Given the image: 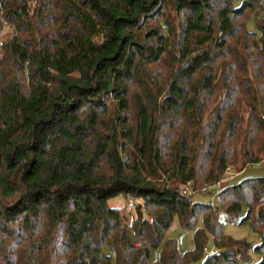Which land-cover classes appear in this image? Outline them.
<instances>
[{"label":"trees","instance_id":"trees-1","mask_svg":"<svg viewBox=\"0 0 264 264\" xmlns=\"http://www.w3.org/2000/svg\"><path fill=\"white\" fill-rule=\"evenodd\" d=\"M258 1L0 0V264H178L175 217L201 264H264Z\"/></svg>","mask_w":264,"mask_h":264},{"label":"rangeland","instance_id":"rangeland-1","mask_svg":"<svg viewBox=\"0 0 264 264\" xmlns=\"http://www.w3.org/2000/svg\"><path fill=\"white\" fill-rule=\"evenodd\" d=\"M264 15V0H259L255 6L252 13L249 15L247 22H246V28L249 31L256 32L257 31V21L258 18ZM4 28V27H3ZM6 28H4L5 30ZM231 171V172H230ZM260 172L259 174H261ZM236 172L235 170H228V173L226 175L232 176L235 178ZM235 176V177H234ZM233 182V181H232ZM235 182V180H234ZM228 179H224L221 187L227 185ZM216 188H212L211 194H197L193 196V200H201L203 202H210L212 201V196L216 194ZM110 207H119L123 206L124 202L121 197H116L113 199H110L108 201ZM214 210H216V206L214 207ZM220 220L223 221V233L231 238L239 239V240H245L250 242L253 246L256 245L259 242V238L257 234H255L251 228L248 225L245 224H238L237 221H233L229 218V216H223L220 214L219 216ZM200 225V222L197 223V226ZM192 232L193 229L182 227L179 224V221L175 217L171 225L169 226L168 232H167V238L170 239L176 249V253L179 258H183L178 264H201L203 258L207 255L206 250L214 249L212 238H208L205 244V249L203 251V254L201 256L199 255H190L188 254L191 252L194 246V242L192 239ZM160 248L151 249L149 252V261L153 262L158 258ZM258 257L253 256L252 262L257 261Z\"/></svg>","mask_w":264,"mask_h":264},{"label":"built area","instance_id":"built-area-1","mask_svg":"<svg viewBox=\"0 0 264 264\" xmlns=\"http://www.w3.org/2000/svg\"><path fill=\"white\" fill-rule=\"evenodd\" d=\"M228 179V178H225ZM224 180V179H223ZM223 180L216 182L215 184L211 185V186H204L200 189V192L202 194L208 193L210 191V189L212 188H219L223 182ZM180 192L182 194H189L191 192V183L188 181L185 184H183L182 186H180ZM215 203V195L212 196V201H210V204L213 205ZM127 206L128 207H132L133 206V199L129 198L127 200ZM206 250V249H205ZM208 254H213L216 252L215 249H209L206 250Z\"/></svg>","mask_w":264,"mask_h":264}]
</instances>
